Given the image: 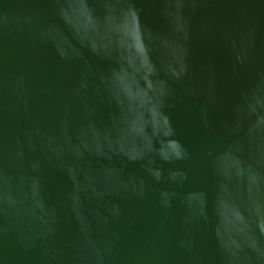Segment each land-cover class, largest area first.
I'll return each instance as SVG.
<instances>
[{
  "label": "water",
  "instance_id": "1",
  "mask_svg": "<svg viewBox=\"0 0 264 264\" xmlns=\"http://www.w3.org/2000/svg\"><path fill=\"white\" fill-rule=\"evenodd\" d=\"M0 264H264V0H0Z\"/></svg>",
  "mask_w": 264,
  "mask_h": 264
}]
</instances>
